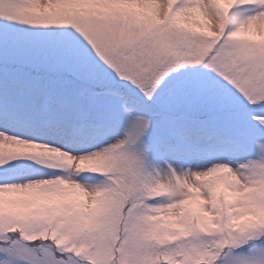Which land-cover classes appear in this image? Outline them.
<instances>
[{"label": "snow or ice", "instance_id": "obj_1", "mask_svg": "<svg viewBox=\"0 0 264 264\" xmlns=\"http://www.w3.org/2000/svg\"><path fill=\"white\" fill-rule=\"evenodd\" d=\"M0 264H264V0H0Z\"/></svg>", "mask_w": 264, "mask_h": 264}]
</instances>
